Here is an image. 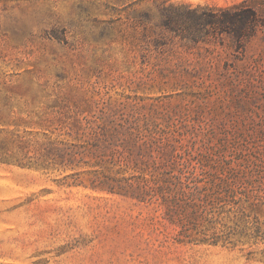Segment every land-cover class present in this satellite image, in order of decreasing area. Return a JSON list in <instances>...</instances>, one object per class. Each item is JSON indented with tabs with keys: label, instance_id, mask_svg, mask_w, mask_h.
Instances as JSON below:
<instances>
[{
	"label": "rangeland",
	"instance_id": "rangeland-1",
	"mask_svg": "<svg viewBox=\"0 0 264 264\" xmlns=\"http://www.w3.org/2000/svg\"><path fill=\"white\" fill-rule=\"evenodd\" d=\"M161 1L0 0V264H264V244L177 243L156 205L98 184L138 183L132 168L74 154L111 121L224 156L264 146V32L243 50L225 35L193 41L188 22L159 26Z\"/></svg>",
	"mask_w": 264,
	"mask_h": 264
},
{
	"label": "trees",
	"instance_id": "trees-1",
	"mask_svg": "<svg viewBox=\"0 0 264 264\" xmlns=\"http://www.w3.org/2000/svg\"><path fill=\"white\" fill-rule=\"evenodd\" d=\"M158 7L160 27L175 31L188 22L193 30L183 36L193 41L225 35L235 42L236 49L243 50L250 39L264 32V0L192 9L164 0ZM109 123V128L98 126L101 131L109 129L107 139L82 140L78 135L75 140L80 144L72 146L78 150L74 154L83 157L88 153L96 161L109 152L113 165L132 168L139 182L106 178L98 183L101 188L156 205L162 218L176 229L177 243L231 248L264 244V146L256 149L245 142L238 155L234 148L233 155L224 156L218 155L210 142L207 148L196 141L183 145L156 126L141 130L128 121ZM61 151L50 143L49 152L55 157L74 155Z\"/></svg>",
	"mask_w": 264,
	"mask_h": 264
}]
</instances>
